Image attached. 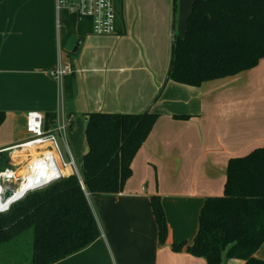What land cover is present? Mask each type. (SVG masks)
Here are the masks:
<instances>
[{"label": "crops", "instance_id": "0c3cea01", "mask_svg": "<svg viewBox=\"0 0 264 264\" xmlns=\"http://www.w3.org/2000/svg\"><path fill=\"white\" fill-rule=\"evenodd\" d=\"M192 2L180 0L175 7L180 35ZM121 8L123 25L117 21L115 34L88 33L71 52L61 43L53 0H0V111L5 114L0 148L27 138V112L57 113L63 88L48 71L63 52L72 66L71 94L63 107L72 119L69 136L76 123L85 135L90 112L150 109L158 118L132 160L123 190L88 196L100 236L53 264H207L184 247L173 251L171 244L192 243L204 199L223 192L228 159L264 146V58L249 70L199 86L169 80L155 99L169 66L173 0H122ZM239 83L243 88L235 86ZM154 194L168 225L162 245L150 205ZM255 256L264 259V244Z\"/></svg>", "mask_w": 264, "mask_h": 264}, {"label": "trees", "instance_id": "16d2710c", "mask_svg": "<svg viewBox=\"0 0 264 264\" xmlns=\"http://www.w3.org/2000/svg\"><path fill=\"white\" fill-rule=\"evenodd\" d=\"M116 3L117 21L123 25L122 0ZM60 21L62 45L70 35L83 38L91 33L88 18L78 20L63 11ZM262 58L264 0H193L182 35L173 33L165 81L199 86L249 70ZM71 88L72 73L63 78L64 97L70 96ZM4 116L0 111V123ZM157 118L158 113L150 109L141 113H88L87 151L78 167L79 177L71 173L29 190L0 212V264H22L21 244L26 232L29 254L23 264H53L94 242L100 229L88 196L123 190L132 174V160ZM54 119L55 113H46V127ZM8 165L7 153H0V170ZM150 205L158 244L162 245L168 225L160 196L151 195ZM262 244L264 146H258L228 159L223 192L204 199L192 243L174 242L171 249L184 247L207 264H222L232 258L242 264H264V259L255 256Z\"/></svg>", "mask_w": 264, "mask_h": 264}, {"label": "built area", "instance_id": "2783aa9c", "mask_svg": "<svg viewBox=\"0 0 264 264\" xmlns=\"http://www.w3.org/2000/svg\"><path fill=\"white\" fill-rule=\"evenodd\" d=\"M57 13V29L61 28V13L74 15L78 20L88 18L91 21V33L94 35H112L116 33V23L118 19L116 0H55ZM60 47V44H59ZM72 73V66L59 57L58 63L48 71L61 88H63V78ZM71 117L66 115L62 107L57 110L52 124L46 127L45 115L39 111H29L26 114V132L28 134L20 143L16 145L0 148V153L7 152L9 165L0 170V212L8 209L9 205L17 199H4V191L10 189L13 193L25 181L23 175L19 173L22 165L26 167V176L33 175L41 163L48 161L51 165L69 167L72 174L79 177V169L75 164L67 139V129ZM57 137L65 142L69 159H64ZM17 150V151H15ZM15 151V152H14ZM49 153L51 159H48ZM55 162V163H54ZM42 164V167H46ZM43 168H41L42 170ZM60 171V170H59ZM57 171L56 175L65 176ZM39 182V181H38ZM37 182V183H38ZM17 183V185H15ZM88 196V194L86 193Z\"/></svg>", "mask_w": 264, "mask_h": 264}, {"label": "rangeland", "instance_id": "374dc122", "mask_svg": "<svg viewBox=\"0 0 264 264\" xmlns=\"http://www.w3.org/2000/svg\"><path fill=\"white\" fill-rule=\"evenodd\" d=\"M55 2V0H53ZM180 0H173V11H174V16H175V24H174V34H179L180 33V28H179V24H178V17H179V10L180 8L178 7L176 10L174 8V5L175 7L178 6ZM171 48V47H170ZM170 52H171V49H170ZM61 55V54H60ZM64 53L62 52V57H63ZM60 56V57H61ZM61 57V58H62ZM70 57H72V55L70 54ZM170 58H171V53H170ZM170 58H169V62H170ZM244 83V82H243ZM243 83H239V85H235V86H239L241 87ZM166 84V83H165ZM215 85V84H213ZM243 88V87H241ZM243 93V91L241 92V94ZM208 96L212 97V96H215L214 94H209L208 93ZM57 100V99H56ZM65 101H66V97H64L62 95V99L60 101V97L58 98V101H56L58 103V108H61L63 109L64 107V104H65ZM215 116V114H214ZM72 120V119H71ZM74 121L76 122V120L74 119ZM71 122V121H70ZM70 124L69 123V126H68V129H67V139L69 140V147H70V151L72 153V157H73V160L75 162V164L79 167L81 165V160H82V154L85 152L86 148H87V143H86V140H85V135H84V132L81 131V130H78L80 128V125L78 123L75 124V127H74V131L75 133L72 135V136H69V128H70ZM57 142H58V145H59V148H60V151L64 157V159H69V156H68V152L66 150V147H65V142L63 139L57 137ZM243 155L245 154L244 152L242 153ZM23 167V165H22ZM72 171L71 169L69 168V171L64 174L65 176L71 174ZM29 240V233L26 232L25 235H24V238L22 240V244H21V251L23 249V252H22V257H24V260H22L21 258V262L22 264L25 262L26 260V257L28 256V241ZM24 246V247H23ZM21 251L19 252V254L21 255ZM19 259V260H20Z\"/></svg>", "mask_w": 264, "mask_h": 264}, {"label": "bare ground", "instance_id": "6f19581e", "mask_svg": "<svg viewBox=\"0 0 264 264\" xmlns=\"http://www.w3.org/2000/svg\"><path fill=\"white\" fill-rule=\"evenodd\" d=\"M17 151V150H15ZM14 151V152H15ZM48 159H51L49 153L47 154ZM55 163V162H54ZM40 164L38 166L39 169H36V171L33 173V175H27L26 176V172L27 169L25 166H23L19 173L25 178V181L23 183H21V185L17 188L16 192L13 194V196L11 198H18L19 196H21L27 188L35 185L38 181H45V180H49L50 178H52L53 176H55L57 174V171L66 174L69 171V167H63V166H58L57 163H55L56 167L51 165V162L48 164V161H45V163H38ZM42 164H46V167H42ZM41 168H43L41 170ZM9 198V199H11Z\"/></svg>", "mask_w": 264, "mask_h": 264}, {"label": "water", "instance_id": "95a60500", "mask_svg": "<svg viewBox=\"0 0 264 264\" xmlns=\"http://www.w3.org/2000/svg\"><path fill=\"white\" fill-rule=\"evenodd\" d=\"M80 43H81V39H80L78 36H76V35H70V36L68 37V39L66 40L65 44H64V49L67 50V51L75 52L76 49L78 48V46L80 45ZM165 83H166V81H165V82L163 83V85L161 86V89L164 88ZM59 177H62V176H60V175H55V176H53L52 178H50L49 180L40 181V182L36 183L35 185H33V186L27 188L26 191H25L21 196H19L18 198H13V199H19V198H21V197H22L27 191L32 190V189H35V188H38V187H41V186H44V185L50 183L51 181H53V180H55V179H58ZM13 194H14V193H13L12 190L7 189V190L4 191L3 197H4V199H9V198H11V197L13 196Z\"/></svg>", "mask_w": 264, "mask_h": 264}]
</instances>
